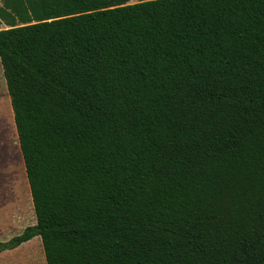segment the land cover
I'll use <instances>...</instances> for the list:
<instances>
[{
    "label": "trees",
    "instance_id": "obj_1",
    "mask_svg": "<svg viewBox=\"0 0 264 264\" xmlns=\"http://www.w3.org/2000/svg\"><path fill=\"white\" fill-rule=\"evenodd\" d=\"M0 62L47 264H264V0H1Z\"/></svg>",
    "mask_w": 264,
    "mask_h": 264
},
{
    "label": "rangeland",
    "instance_id": "obj_2",
    "mask_svg": "<svg viewBox=\"0 0 264 264\" xmlns=\"http://www.w3.org/2000/svg\"><path fill=\"white\" fill-rule=\"evenodd\" d=\"M135 1L137 0H130V2ZM0 91V153L4 155L0 159V164L3 160L0 170L5 171L8 177L3 180L1 187L10 191L16 189L17 192L14 196L17 199L15 203L0 199V236L9 235L11 238L13 232L25 228L33 221V210L19 151L10 98L4 93L3 87H0ZM30 247H33V252L30 251L32 252L30 258H26L29 249L27 247L19 252V255H8L3 258L0 264H44L41 248L35 244Z\"/></svg>",
    "mask_w": 264,
    "mask_h": 264
},
{
    "label": "crops",
    "instance_id": "obj_3",
    "mask_svg": "<svg viewBox=\"0 0 264 264\" xmlns=\"http://www.w3.org/2000/svg\"><path fill=\"white\" fill-rule=\"evenodd\" d=\"M0 87H3L4 93L8 94L7 87H6V81H5V78H4V75H3L2 66H1V62H0ZM0 93H1V91H0ZM13 121H14V119H13ZM14 126H15V124H14ZM0 139H1V137H0ZM0 143H1V140H0ZM19 149H20V147H19ZM20 155H21V159H22V162H23L21 151H20ZM1 157H4V155L2 153H0V159H1ZM2 162H3V160H2ZM2 162H1V164H2ZM1 164H0V166H1ZM23 165H24V163H23ZM24 171H25V167H24ZM6 175H7V173L5 171H1L0 170V199L7 200L10 203H15L16 200H17L14 197L15 195H17L16 194L17 193L16 189H14L13 191H10L9 189H4V188L1 187L3 180L5 178H8ZM28 188H29V184H28ZM29 194H30V189H29ZM30 200H31V195H30ZM31 204H32V200H31ZM32 210H33V221L29 225H33V224L36 223V218H35V213H34V209H33V204H32ZM29 225H27V226H29ZM23 230H24V228L18 230L17 232H13V236H15L17 234H20ZM9 237H10L9 235H7V236L2 235V236H0V241H2V240L6 241V240H8ZM34 244L38 245L41 248V251L43 253L44 264H47L46 263V259H45V254H44V251H43L41 238L38 235L33 236L32 238L28 239L27 241H24V242L20 243L19 245H17L16 247H14L12 249H7V250L1 251L0 252V261H2V259L7 257L8 255H14V256L19 255V252H21L22 250H25V248H27V247H29V249L27 251L26 258H30L31 254L33 252V247H30V246H32ZM30 251H32V252H30Z\"/></svg>",
    "mask_w": 264,
    "mask_h": 264
}]
</instances>
